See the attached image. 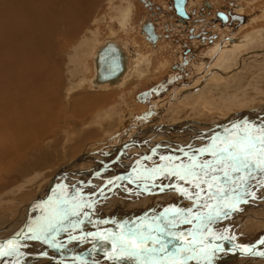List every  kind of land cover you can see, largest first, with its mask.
Instances as JSON below:
<instances>
[{"label":"bare ground","instance_id":"bare-ground-1","mask_svg":"<svg viewBox=\"0 0 264 264\" xmlns=\"http://www.w3.org/2000/svg\"><path fill=\"white\" fill-rule=\"evenodd\" d=\"M95 1L97 2V0H0V171L10 172L18 170L23 175L24 179L29 178L31 180V178H36L31 175L33 173L31 167L34 165L38 166L43 164L42 167L46 168L43 170L47 172L54 170V174L52 172L53 176H49V182L48 179L46 180L45 178L48 182L47 186L45 188L43 187L44 189L42 188L43 190L36 195L33 201L29 204V207H24L22 209L23 213L18 211L16 213L17 216L12 219L10 217H3V219H1L0 217L1 240L11 237L14 234H18L21 230L26 229L34 220L39 219L42 212L41 209L37 208V205L47 202L54 193V191L52 192L51 190L61 183L62 186H67V188L74 187L72 190H69L70 193H73L76 190H81L86 198H91L95 201L94 208L87 210L90 212V215L94 212L91 216L92 221L95 219L94 215L97 210L100 211L105 208L118 206L125 207V204L126 206H129V200L125 203L122 202L125 199L137 198V203L144 201L150 205H162L160 207L164 208L171 207L177 199L175 198V193V195L172 192L155 193L154 191H156V189H153L152 194H148L143 191L142 187H138L140 184L139 181L131 183L125 180H120L118 182L117 175H119V177H126L127 175L132 176L133 168L138 166L136 165L137 161L142 160L146 156H153L152 161H145L146 164H152L151 166H153L154 163L161 162L159 156L178 155L179 153L177 152V149L181 147L187 149L188 145H192L193 147L202 146L204 143L208 142V139L212 134L223 132L224 129L230 128L233 124L247 121L256 125H264L263 106H257L253 109H247L242 106L236 109V111H232L229 105V103L233 105L234 102L237 104L234 99H231L232 97H235V89L244 88L247 83V85L254 86L257 82L256 78L251 76V74L247 75V73L252 72L251 68L253 66L257 67L255 68L258 69L257 72L260 70L264 71V48L251 53V50L249 49L253 48V46H248L250 43L257 42L256 45H258L259 48L263 47L264 34L257 35L250 32L238 36L234 44L229 45L224 49L222 54L216 59L217 63L212 66V71L209 70L204 77L196 82L197 89L200 90V88L204 87L203 91H200V93H194L190 91L188 87L183 88L185 93H188V96H185L184 93L177 103H172V111L169 109L173 117L176 119H183L180 126L173 124V122L163 124L158 120L153 121V123L160 124L158 126H151L149 125L150 123H147L148 125H146V121L141 120V118H136V111L139 110L136 105H134V109H132L133 106L129 108L125 107L126 109L124 110L126 111L120 114H110L108 116L103 114L102 116L97 117L96 108L99 106V102H104V98L116 99L118 96L119 98L124 97L126 100V94L118 92L122 91L127 86H132V88H134L136 86L135 82L141 80V78L144 79V76H147L151 70H149L150 64H146L149 62L147 61L149 55H147L144 50L142 52V47L140 45L141 49H137V46L135 45L127 44L124 46L113 36L110 38L113 40H108L107 42L103 41L101 44L99 43L96 46H92V48H89L90 46L87 44L88 41H91L88 37L81 40L80 43H78V41L75 42L77 39L76 36L79 33L78 31L84 27V24L81 25L79 23L82 20L88 19V16H90V14H92L97 8V6L96 8L94 7ZM142 1L148 3L149 0ZM128 13L131 15L129 8L119 10V18L116 23L120 27L126 28L128 25ZM237 13V17L240 19L245 16L240 12ZM146 23L147 22L140 25V30L145 40L151 45L147 43L145 46L151 49H157L158 47L156 44H153V42L149 40L146 31L143 30V25ZM62 25H65L66 30H64L65 32H63V34H60L62 31ZM111 27H113V24H111ZM84 28L86 29L87 26ZM156 34L158 35L157 32ZM61 35L68 40L73 41V44H79L78 52L75 54L82 55L77 59L75 58L76 61L79 62V68L82 69V72L76 69L78 67L76 65L74 69L69 68L71 70L66 69L65 66V70L63 71L64 79L71 78L73 74L77 76L71 78V82L66 83L64 87H62V69L59 68L58 65H61L62 61L60 60L59 62L57 57V54L60 53L59 46L61 45ZM97 35L98 33L96 36ZM57 36L59 37L57 38ZM159 37L160 35H158L157 39H159ZM97 41L98 39L93 41V43H96ZM108 42L115 43L124 52L125 69L121 75L113 80L98 81L96 57L99 50ZM242 47L247 51L241 53ZM248 50L250 53H248ZM214 51L217 50L214 49ZM251 54L253 55L251 56ZM216 55L217 53H214L213 55L211 54L210 57ZM70 58L71 55H69V61ZM252 60L254 62L249 63ZM71 61L73 63V60ZM237 64L239 65L237 66ZM91 66L92 68H90ZM239 66L240 68H238ZM88 72L89 74H87ZM210 72H213V74ZM263 74L264 72H260L258 73V76L261 77ZM209 75L211 76L208 79ZM258 76L257 79H259ZM261 82H264V79H261ZM83 85L88 86L90 89L97 90L94 92L99 93L100 88L107 91L105 95H89L85 98V104L83 106L79 104L75 107L80 114L85 115L84 111L89 109L93 110L96 106L90 113L88 119H81L83 124H80V128L84 127V129H87V133H90L91 130L93 132L102 130L104 131L103 135L98 137L95 134H86L87 138H91V141H95L96 143L89 144L91 148L84 149L75 157H73L72 152H74L77 147L86 146L83 144L84 141L70 146L72 151L65 148L62 152L70 153L71 159L69 158L70 160L68 162H66L67 160L64 162L61 161L66 155H63L62 152L58 153L56 151L58 145H55L54 147L52 146L55 149L54 151L44 148L45 151L43 154H41V151L38 153H32L30 159L24 161L27 156L25 153L28 148L32 147L35 141L36 143L39 141L38 139L44 133L45 129H47L48 125L51 124V121L55 119V115H52L49 109L52 110L59 107L57 104H59L60 95L63 92L68 95L70 92H74V90ZM210 86H212L211 90L205 92ZM81 89H83V87ZM231 89L232 91H230ZM153 91L151 92V96H153ZM71 104H73V102ZM48 110L50 111V114L47 113ZM78 112L75 111L74 115L76 116V113ZM58 113L59 112L56 114ZM47 114L49 116H47ZM168 114L169 112L167 115ZM184 119L187 121H184ZM137 122H140V124H137ZM131 123L134 124L131 125ZM165 125L167 126V131L162 130ZM52 126H54V124ZM98 126H100V128H98ZM130 127L134 128L131 129ZM119 128L121 130L118 131ZM127 129L133 131L129 132V135H126L128 136L126 139L121 135ZM118 137L122 138L123 141L118 146V155L116 154V156H114L113 151L115 149L111 150V154L109 152L111 147L109 142L110 140L118 141ZM66 138L67 137H64L65 140ZM70 140L72 141L73 138ZM103 143L109 145L107 150L105 147L108 145L102 146ZM110 143L112 144V142ZM124 147L127 149H124ZM153 150H155L156 155H153ZM35 154L38 157L37 160L32 158ZM89 159L97 162L99 164L98 167L96 168L94 162H91ZM113 160H116L117 162L115 163ZM112 162L115 163L113 166L111 165ZM55 167H57V170L54 169ZM91 167H95V169L92 170ZM104 168H107V170L103 171ZM37 173L39 172L37 171ZM30 180L25 183L27 184ZM110 180L115 181L116 183L110 185L108 184V181ZM70 182L74 183L72 187L68 186L71 184ZM167 182L168 181H156L157 184ZM117 184L119 186H116ZM101 189L104 190L103 196L100 195ZM253 190L255 191L256 198L254 200L249 199L247 203H242L239 207H247L250 206L249 204L257 207L264 205L263 188ZM43 193L46 195L42 196ZM170 200L173 202L163 203V201ZM255 200L262 202L258 205V201ZM99 203L101 205L97 207ZM107 211H110L111 216H114V214L111 213V210L108 209ZM242 216H244V214H242ZM127 217L128 216H126V218ZM232 218L233 216L230 215L229 218L220 221L217 225H223V221L227 224ZM233 221H235V219H233ZM104 224L105 223H96V228H93L94 223L89 224L88 227L86 224L82 226L84 227L82 231L85 233L101 231L98 227H102ZM217 225L214 226L215 231L220 230L219 233L232 235L230 234L231 230L227 229V227L230 228V225L225 226L224 224L221 228ZM97 228L99 230H95ZM234 229L236 230V228ZM234 229H232V232ZM259 229L261 230L257 235L258 239L253 235H249L246 240H243L245 232L251 230L248 229L240 230V233L243 234V236L235 235L239 237V240L237 241L249 242L246 246H257L258 241L264 239V226ZM106 230L116 232L109 228ZM117 231H119V229H117ZM3 232L6 233L4 237L2 236ZM9 234L11 235L9 236ZM58 240L67 244V248L62 252L38 241L24 242L27 244V247L22 249L25 253L23 264H79V261H74L73 259L77 256L86 259L88 264H112V262L105 258L103 251H100L99 249L95 252L91 251L93 247L92 243L89 244L87 241H83V244L77 241L69 243L66 234H61V236L58 237ZM237 241H234V243L241 245ZM251 243L253 244L250 245ZM224 245L227 254L218 253L213 260V264H233L235 258L242 255L247 256V254L240 252L239 249H233V244L230 242L225 241ZM105 247H107V245H105ZM258 250H262V247ZM44 252H47V256L42 255ZM245 256L243 258H245ZM249 257L251 256L249 255ZM0 264H2V262H0ZM235 264L240 263L235 262ZM254 264H264V257L255 258Z\"/></svg>","mask_w":264,"mask_h":264},{"label":"rangeland","instance_id":"rangeland-1","mask_svg":"<svg viewBox=\"0 0 264 264\" xmlns=\"http://www.w3.org/2000/svg\"><path fill=\"white\" fill-rule=\"evenodd\" d=\"M230 1L231 0H211L208 2H210L214 5L210 8H213V10L216 11L215 13H217V11H225L226 12V10L228 9L230 12L234 13L236 11V12L242 13V15H245V21L243 23H239L237 26L236 25L230 26L227 21L224 24L221 19H220L221 22H220V20H217V21L213 20V19H215V15L212 11H210L209 14H207V16H210V17H207L206 19H204L205 12L204 11L202 12V8L199 9V7L202 3V0H194V2H196V3L191 5L194 10L198 11L197 16H199V17H197V18H201V20H197L198 23H200V25H203V29H201V30H198V28L196 27V30L202 31V32H199L198 34H201V36H205L206 33L209 35H211V34L214 35V38L204 37V39H206V40H202L201 38H198L199 41H201V42L204 41V43H206L205 45H203V43H197L195 40L196 36H193V35H195L194 34V31H195L194 25L197 24V21H196V23H195V20H193L192 22L190 21L189 24L178 23L177 18L176 19H173L174 17L170 18L171 15H169V14H168L169 16L165 15V14L164 15L159 14V17H157L158 16L157 14L155 15V14L150 13L153 11V8H152V7H154L153 2H155L158 7L166 10V8H167L166 6H167L168 2L170 5V0L169 1L168 0H153V2L151 0L152 4L148 5L150 12H149V10L145 9L146 7L143 5L142 0H99V1L97 0V2L95 1L94 7L96 8V6H97V8H96V10H94V12L92 14H90V16H88V19H86L87 21L82 20L79 23L81 25L84 24L83 26L84 27L87 26V28L85 29L84 27H82L83 29L78 31L79 33L76 36L77 39L75 42L78 41V43H80L81 40L86 39V37H88V39H90L91 41H88L87 44H89L88 45V46H90L89 48H92V46H94V45L96 46L99 43L101 44L103 41L107 42L109 40V38H111L113 36L115 39H117L119 42H121L124 46L127 44L128 45H135V46H137L136 47L137 49L138 48L141 49V47H142V49H141L142 52L144 50V52L150 56V57L148 56L147 61L151 60L153 62V63L151 62V64L149 62L146 63L147 65L150 64L149 70H151V72L147 76H144V79L141 78V80H138L137 82H135L136 86L134 88H132V86H127L122 91L118 92V93L126 94V96H127L126 100L124 99V97L123 98L120 97L121 98L120 99L118 96L117 97L118 99L117 98L116 99L104 98L105 99L104 102H101V103L99 102V104H98L99 106L96 108L97 109V117H100L103 114H106V116H108L110 114H117V113L120 114V113H123L124 111H126V110H124L126 108L133 106L132 109H134V107H135L134 105H136L137 109H139L138 111H136V118H141V120L146 121V125H148L147 123H150L149 125H151V126H154V127L158 126L160 124L153 123L154 120H158L160 123H163V124L173 122V124H177L178 126H180V124H182L181 121H183V119L182 118L176 119L175 117H173V115L171 114L169 109H171V111H172V107H171L172 103H177L181 99V96L185 93V90L183 88L188 87V89L190 91H192L194 93H197V92L200 93V91H203L204 87L200 88V90H198L197 89L198 87L196 86V82L199 81V79H201L202 77H204L208 73L209 70L212 71L211 70L212 66L217 63L216 59L222 54L224 49H226L229 45L234 44V42L236 41L238 36H242V35L247 34L249 32L253 33V34H257V35L258 34H264V0H232L231 2ZM126 8L130 9L131 15H130V13H128V16H129L128 21L129 22H128V25L126 26V28H124V27H120L116 23V21H118V18H119V15H118L119 10H124ZM161 12H163V10H161ZM201 13H203V14H201ZM155 18H157V19H155ZM153 19L156 20V21L155 20L154 21L157 22L158 28L160 29L159 35L162 33L165 35L163 42H161L160 45H156L158 47V48L156 47L157 49H151V48L145 46V44H147L148 42L145 40V38L143 37V34L140 30V25L142 23L151 22V20H153ZM154 21H152V22H153L155 29H156V24ZM163 22H165V24H163ZM216 23L219 25H217ZM97 24H98V26H97ZM111 24H113V27H111ZM176 24H178V25L182 24L185 27H179ZM190 25H193V26L188 28V26H190ZM170 26H173V28ZM93 28H96V29H93ZM174 28H176L178 31L183 30L184 32L180 33L178 31H175L173 33H170V32H172V29H174ZM168 29H170V30H168ZM61 30L62 31L60 34H63V32H65L64 30H66L65 25H62ZM206 30H208V31H206ZM156 32H158V31H156ZM97 33H98V35L96 36ZM58 37L59 36H57V38ZM60 37H61L60 38V44L61 45L59 46L60 53L57 54L58 55L57 57H58L59 62H60V60L62 61L61 65L58 64L59 68L62 69V73L65 70V66H66V69H69V68L74 69L75 65L78 66L76 69H78L80 72H82V69L79 68L80 67L79 62L76 61V59L82 55H76L75 54L78 52L79 44H73V41L68 40L63 35H61ZM160 38H161V35H160ZM208 38H210V39H208ZM97 39H98V41L96 43L95 42L93 43V41H96ZM256 43L257 42H254V43H250L248 45V46H253V48H254V49L253 48L249 49V50H251V53L255 52V51H259L260 49L264 48V45H263V47L259 48L258 45H256ZM66 44H68V45H66ZM148 44H150V43H148ZM153 44H155V42ZM192 49L195 50V55H191V56H194V57H192L193 59L189 58L190 62L185 63L186 66H183V68H181L179 71L178 63L181 62V60H182V56L180 57L182 50L184 52V55H187L188 53L191 52ZM214 49H216L217 51H214ZM241 50H242L241 53H244L247 51L243 47L241 48ZM249 50H248V53H250ZM214 53H217V55L214 57H210V55L211 54L213 55ZM69 55H71L70 61H69ZM252 55L253 54H251V56ZM71 60H73V63ZM192 60H193V62H191ZM89 62H90V60H89ZM253 62L254 61L252 60L249 63H253ZM238 65L239 64H237V66ZM90 68H92V66ZM234 68H237V67H234ZM238 68H240V66ZM255 68H257V67L253 66L251 68L252 72L247 73V75L251 74V76L256 78L257 82L254 84V86L253 85H247L248 84L247 83L244 88H238V89L234 90L235 97H232L231 99H234L237 104H235V102L233 105L231 103H229L230 109L232 111L233 110L236 111V109H238L239 107H242V106L246 107L247 109L248 108L253 109L257 106H260V107L263 106L264 107V82H261V79H264V74L261 77L258 76V73L264 72V71L260 70L259 72H257L258 69H255ZM69 70H71V69H69ZM145 72H147V71H145ZM210 73L213 74V72H210ZM87 74H89V72ZM67 75H68V73H67ZM69 75H70V73H69ZM75 76H77V75L73 74V76L71 78H73ZM210 76L211 75L208 76V79L210 78ZM257 76L259 77V79H257ZM71 78L64 79V73H63L62 74V79H63V86L62 87H64L66 83H70ZM84 84H86V83H84ZM155 86H157V90L153 91V96H149V97H146L144 99H140L138 97L139 93L146 91V90H151ZM201 86H203V85H201ZM201 86H199V87H201ZM82 87H83V89H81ZM211 87L212 86L208 87L205 92L210 91ZM253 87H254V89H253ZM94 91H97V90L90 89L88 86L83 85L80 88L74 90V92H70V94H68V95H66V93L63 92L60 95V102H59V104H57V105H59V107H56L55 109H52V110L49 109L51 111V114L55 115L54 117L56 120L54 119L53 121H51V124L48 125L47 129H45L44 133L38 139L39 141H37V143L35 141L34 145H32V147L28 148L27 152L25 153V154H27V156L25 157L24 161L29 160L32 153H38L41 151V154H43L45 151L44 148L51 149L52 151H54L55 149L53 147L55 145H58V148L56 149V151L59 153V152H62L65 148L70 149V146L76 145L78 142L82 143L84 141L83 144L86 146L77 147L74 150V152H72L73 157H75L76 155L81 153L84 149L91 148L89 144H94L96 142L91 141V138H87L86 134H89V135L95 134L96 136L99 137V136L103 135L104 131L97 129L99 131L93 132L91 130L90 133H87L86 132L87 129H84V127L80 128V124L81 125L83 124L81 119H83V118L88 119L89 118L90 113L95 109L96 106L93 108V110L89 109V110H86L88 112L84 111L85 115L80 114L75 109V107L78 106L79 104L81 106H83L85 104V98L89 95H95L96 94V96L97 95L100 96V95H105L107 93V91H104L101 88L99 89V93L94 92ZM230 91H232V89ZM185 96H188L187 92L185 93ZM72 102H73V104H71ZM49 110L47 113L50 114ZM54 111H55V113H54ZM75 111L78 112L80 115L78 113H76V116H75L74 115ZM193 111H195V110H193ZM57 112H59V113L56 114ZM166 112L167 113L169 112L170 115L168 114L169 115L168 116ZM78 115H79V117H78ZM47 116H49V115L47 114ZM188 119H190V118H188ZM184 121H187V120L184 119ZM53 124H54V126H52ZM137 124H140V122H137ZM103 125H104V123H103ZM65 128L66 129L68 128L69 130L68 129L66 130ZM98 128H100V126H98ZM133 128L134 127H132L131 129H133ZM94 129H96V128H94ZM119 130H121V129L119 128L118 131ZM162 130L167 131V126L165 125V127H163ZM131 131H133V130L127 129L126 131L123 132V134L121 136H123L127 139L128 136H126V135H129V132H131ZM81 132H83V133H81ZM64 137H67L66 140L64 139ZM71 138H73L72 141L70 140ZM163 139H164V137H163ZM117 140L118 141L110 140V142H112V144L109 142V145H111L109 152L111 154V150L115 149L113 151L115 153V154L113 153L114 156H116V154L118 155V153H119L118 152V148H119L118 146L123 141V139L120 137H118ZM106 145H108V144L103 143L102 146H106ZM126 147H124V149H127ZM174 148H176V147H174ZM105 149L107 150V146L105 147ZM110 154H109V156H110ZM63 155H66V157H64L61 160L62 162L66 161V160H67L66 162H68L71 159L70 153L64 152ZM32 158L34 160H37L38 157L35 154ZM113 161L115 163L117 162L116 160H113ZM93 162L95 164L94 166L97 168L99 164L95 161H93ZM114 162H112V164H111L112 166H113V164H115ZM42 165L43 164H40L38 166L34 165L31 167V171L33 172L31 175L36 177L33 179L31 178V180L29 178L24 179L23 175L18 170H13L10 172H1L0 171V217H1V219H3V217H10L12 219V218L17 216L16 213L18 211L23 213L22 209L24 207H29V204L33 201V199L36 197V195L47 186V183L49 182V176L51 177L52 172L54 170L51 172L50 171L47 172V171L43 170L46 168L42 167ZM59 165H60V163H59ZM136 165H137V163H136ZM151 165H149V166H151ZM57 167H58V165H57ZM57 167H55L54 169H56ZM95 167H91V169L93 170V169H95ZM107 168H104L103 171L107 170ZM37 171L39 173H37ZM53 174H54V172H53ZM117 176L119 177V175H117ZM40 178H41V180H40ZM45 178H46V180L48 179V182L45 180ZM28 180H30V181L26 184L25 182ZM119 181L120 180H118V182ZM70 183L71 184L68 186L72 187V185L74 183L73 182H70ZM61 186H62V183L57 185L56 187H54V189L51 191L52 192L54 191V193H55V191L57 192L58 188H60ZM73 188L74 187H72V188L68 187V190H72ZM263 190H264V188H263ZM154 192L158 193L159 191L156 190ZM166 193H171V191L166 192ZM45 195L46 194L43 193L42 196H45ZM127 195H129V194H127ZM175 198H177L178 200L176 199L175 203H173L171 207H181V208L185 207L186 208V206L187 207L190 206L189 201L181 198L179 195L176 194ZM128 200H129L130 204H129V206H126V204H125V207H127V208L122 207V206L107 208V209L111 210V213L114 214V216L112 215L113 217L111 216L110 211L106 212V209H104L100 213L97 212V215H94L95 219L93 221V223H94L93 228H96V223L100 224V221H103V219H104V221H106L104 226L98 227V228H100L101 231L103 229L106 230L108 228L113 229L114 231H117V229H119V226L122 224L132 222V221H141V220L146 221V220H148L149 217H152V216H155L159 213H162L163 210L165 209L164 207H160L162 205H159V206L158 205H150L149 203L147 204V202H144V201L141 203H137V198L136 199H125L122 202L125 203L126 201L128 202ZM255 201H258V200H255ZM165 202L170 203L173 201L172 200L163 201V203H165ZM261 202L262 201H258V205L261 204ZM44 204H46V202H44ZM44 204H41V205H44ZM100 205L101 204L99 203L97 205V207ZM249 205L250 206H247V207H240V209H241L240 211L232 213L231 215L233 216V218L231 221L227 222V224L224 223V221H223V225L219 224L217 226L221 228L224 226V224H225V226L230 225L229 226L230 228L227 227V229L228 230L230 229L231 230L230 234H232L234 236L235 235L243 236V234L240 233L241 232L240 230L251 229L250 231L245 232V237L243 238V240H246L249 235H253L254 237L257 238V235L259 234V231L261 230L259 228H262L264 226V222H262V221H264V211H263L264 205L263 206L260 205V207H257V206L251 205V204H249ZM166 208H168V207H166ZM20 210H22V211H20ZM262 211H263V213H262ZM242 214H244V216H242ZM126 216H128L129 218L128 217L126 218ZM233 219H235V221H233ZM4 224H5V222H4ZM86 224L89 225L88 223L85 222L84 225H86ZM261 225H263V226H261ZM98 228L95 230H99ZM234 228H236V230ZM82 229H84V227H82ZM232 229H234L233 232H232ZM216 230H218V229H216ZM219 231L220 230H218L217 232H219ZM5 234L6 233L3 232L2 236L4 237ZM0 235H1V233H0ZM10 235L11 234H9V236ZM235 237H236L235 241L239 240V237H237V236H235ZM85 241H87L89 244L92 243L90 240H85ZM254 242H255V240H254ZM238 243L241 245H245V246H246V244H249V242H238ZM252 244L253 243H251L250 245H252ZM84 245L87 246L86 244H84ZM262 250H264V247H262ZM223 253L227 254V251H225ZM231 256H235V255H231ZM244 256L245 255L240 256L241 258L240 257L235 258L234 259L235 262L240 263V264H250V263L254 264L255 258H261V257H257V256H252V255H250L251 257H249V255H247V256H245V258H243ZM235 262H233V264H235ZM25 264H28V263H25ZM220 264H223V263H220Z\"/></svg>","mask_w":264,"mask_h":264},{"label":"snow or ice","instance_id":"snow-or-ice-1","mask_svg":"<svg viewBox=\"0 0 264 264\" xmlns=\"http://www.w3.org/2000/svg\"><path fill=\"white\" fill-rule=\"evenodd\" d=\"M177 152L159 156L161 162L153 166L145 163L153 156H146L137 161L132 176L117 180L139 181L138 187L148 194L153 189L171 191L189 201V207L165 208L146 221L122 224L116 232L85 233V222L93 223L87 210L93 209L95 202L81 190L70 193L67 186H61L46 204L37 205L42 212L39 219L0 243V262L23 264L26 241H38L62 252L67 244L58 240L61 234L67 235L69 243L90 240L91 251H103L112 264H213L216 255L225 252V241L243 254L264 257V250H258L264 247V239L257 246L237 245L234 235L214 230L220 221L240 211L242 203L256 198L253 189L264 188V125L247 121L233 124L212 134L202 146L188 145ZM158 180L168 182L157 184ZM100 195H104L103 189ZM42 255L47 256V252ZM73 259L88 264L82 257Z\"/></svg>","mask_w":264,"mask_h":264},{"label":"water","instance_id":"water-1","mask_svg":"<svg viewBox=\"0 0 264 264\" xmlns=\"http://www.w3.org/2000/svg\"><path fill=\"white\" fill-rule=\"evenodd\" d=\"M187 0H174L175 9L177 15L182 20H187L190 18L188 14L185 4ZM151 5V4H148ZM183 13V14H182ZM238 14L235 13H225L223 11H217L216 16L222 20L223 23L229 20V17L233 19L238 18ZM229 16V17H228ZM240 17V16H239ZM241 22L245 20V16L243 18H239ZM143 30L147 32L149 40L152 42H156L158 35L155 32V28L152 22H148L143 25ZM195 36H199L195 35ZM204 39V36H202ZM125 55L124 52L113 42H108L104 45L98 52L96 57V64H97V80L98 81H110L117 78L121 75L125 69ZM157 89V86L153 87L151 90H146L138 94V97L144 99L146 97L151 96V92ZM142 96V97H141ZM113 177V176H112ZM16 235L14 234L11 237L1 240L0 243L6 242L8 239L14 238Z\"/></svg>","mask_w":264,"mask_h":264},{"label":"flooded vegetation","instance_id":"flooded-vegetation-1","mask_svg":"<svg viewBox=\"0 0 264 264\" xmlns=\"http://www.w3.org/2000/svg\"><path fill=\"white\" fill-rule=\"evenodd\" d=\"M169 1V0H168ZM208 1H211V0H202V3H201V5H200V7H199V9L200 8H202V12L204 11L205 12V17H204V19H206L207 17H210V16H207V14H209V12L210 11H212L213 13H214V15H215V19H213V20H215V21H217V20H220L217 16H216V11L215 10H213V8H210V7H212V6H214L212 3H210V2H208ZM232 1V0H231ZM230 1V2H231ZM143 2V5L146 7L145 9H147V10H149V8H148V4H152L151 2H150V0L148 1V3L147 2H145V1H142ZM152 2H153V0H152ZM194 3H196V2H194V0H187L186 1V4H185V8H186V10H187V12H188V14L190 15V18L189 19H187V20H182L178 15H177V13H176V9H175V4H174V0H170V5H169V2L167 3V8H166V10L165 9H163V8H160V7H158L157 5H156V3L155 2H153V6L154 7H152L153 8V11L152 12H150V10H149V12L150 13H152V14H157L158 16L157 17H159V14H165V15H171L170 16V18L171 17H174L173 19H176L177 18V22L178 23H184V24H189V22L191 21H193V20H195V23H196V21L197 20H201V18H197V17H199V16H197L198 15V11L197 10H194L193 9V7L191 6V5H193ZM205 3V4H204ZM206 5V6H205ZM161 10H163V12H161ZM206 10V11H205ZM224 12V11H223ZM225 13H227V14H229L230 13V11L227 9L226 10V12ZM231 13H233V12H231ZM235 14H238L236 11L234 12ZM201 14H203V13H201ZM168 15V16H169ZM194 17H193V16ZM229 17V16H228ZM155 19H157V18H155ZM155 19H153V20H151V21H154ZM156 21V20H155ZM154 21V22H155ZM211 21V20H210ZM220 22H221V20H220ZM228 22V24L231 26H233V25H238L239 23H241L240 22V20H239V18H236V19H233L232 17H229V20L227 21ZM155 24H156V30L158 31L157 33H158V35H159V33H160V29L158 28V24H157V22H155ZM163 24H165V22H163ZM217 24V23H216ZM223 24V23H222ZM225 24V23H224ZM177 26H179V27H185L184 25H182V24H176ZM196 25V26H195ZM194 25V29H195V31H194V34L195 35H198V33L199 32H202V31H198V30H201V29H203V25H200V23H198L197 22V24H195ZM217 25H219V24H217ZM191 26H193V25H190V26H188V28L189 27H191ZM213 26V25H212ZM164 27V26H163ZM170 27H172L173 28V26H170ZM196 27L198 28V30H196ZM171 29V28H170ZM170 29H168V30H170ZM175 31H178L176 28H174V29H172V32H170V33H173V32H175ZM186 31V30H185ZM206 31H208V30H206ZM178 32H180V33H183L184 31L183 30H179ZM206 33V32H205ZM187 34V33H186ZM204 34V33H203ZM211 34V33H210ZM161 35V38L159 37V39H157V41L155 42V44L156 45H160V43L161 42H163V40H164V37H165V35L162 33V34H160ZM195 35H193V36H195ZM204 37H212V38H214L213 37V34H211V35H209V34H205V36ZM198 38H201L202 40H206V39H203L202 38V36H201V34H199V36H196L195 37V40H196V42L197 43H203V45H205L206 43H204V41L203 42H201V41H199V39ZM208 39H210V38H208ZM154 43V42H153ZM191 55H195V50H191V52L190 53H188L187 55H184V52H183V50H182V52H181V55H180V57L182 56V60H181V62H179L178 63V68H179V71H180V69L181 68H183V66H186L185 65V63H189L190 61H189V58H191V59H193L192 57H194V56H191ZM191 62H193V60L191 61ZM173 65V64H172ZM184 70V69H183ZM159 88V87H158Z\"/></svg>","mask_w":264,"mask_h":264},{"label":"crops","instance_id":"crops-1","mask_svg":"<svg viewBox=\"0 0 264 264\" xmlns=\"http://www.w3.org/2000/svg\"><path fill=\"white\" fill-rule=\"evenodd\" d=\"M109 40H113V39H110V38H109ZM150 61H151V60H150ZM150 61H149V63L151 64ZM149 67H150V65H149ZM133 124H134V123H131V125H133ZM108 147H109V145L107 146V148H108ZM95 209H96V208H95ZM105 209H106V211L108 210L107 208H105ZM103 210H104V209H103ZM103 210H100V211L97 210V212L100 213V212L103 211ZM97 212H96V214H97ZM93 213H94V212H93ZM93 213L91 214V216L93 215ZM96 214H95V215H96ZM83 226H84V225H83ZM87 227H88V225H87Z\"/></svg>","mask_w":264,"mask_h":264}]
</instances>
